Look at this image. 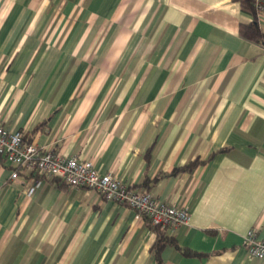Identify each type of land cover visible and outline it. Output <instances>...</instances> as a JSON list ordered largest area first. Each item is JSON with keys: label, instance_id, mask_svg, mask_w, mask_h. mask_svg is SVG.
I'll return each mask as SVG.
<instances>
[{"label": "crops", "instance_id": "obj_1", "mask_svg": "<svg viewBox=\"0 0 264 264\" xmlns=\"http://www.w3.org/2000/svg\"><path fill=\"white\" fill-rule=\"evenodd\" d=\"M251 19L235 0H0V123L189 209L166 230L203 254L168 244L165 264H264L245 245L250 229L264 239V44L240 34ZM13 169L0 156V264H159L133 208Z\"/></svg>", "mask_w": 264, "mask_h": 264}, {"label": "built area", "instance_id": "obj_2", "mask_svg": "<svg viewBox=\"0 0 264 264\" xmlns=\"http://www.w3.org/2000/svg\"><path fill=\"white\" fill-rule=\"evenodd\" d=\"M260 14L264 0H256ZM259 14V15H260ZM0 156L14 166L12 178L20 170L44 178L60 179L71 187L96 190L105 199L133 208L138 216L149 218L153 224L174 230L189 223L191 212L155 198L153 194L133 188L111 172H101L92 160L63 155L55 149L40 147L28 141L21 130H11L0 123ZM250 257L264 259V239H258L257 230L250 229L245 237Z\"/></svg>", "mask_w": 264, "mask_h": 264}, {"label": "trees", "instance_id": "obj_3", "mask_svg": "<svg viewBox=\"0 0 264 264\" xmlns=\"http://www.w3.org/2000/svg\"><path fill=\"white\" fill-rule=\"evenodd\" d=\"M240 3L241 9L243 12L249 14L252 19L247 23H241L240 25V34L247 40L254 43L264 44V32L262 31L259 24V14L260 10L258 9L256 0H235ZM228 148H220L217 151L211 153L208 158L201 159L197 157L194 160L187 162L182 166H178L173 170V173H178L181 171H193L197 166L209 162L217 153L226 152ZM157 179V178H156ZM148 224L157 232V240L154 244V251L156 258H158L159 264H165L161 259L162 249L168 245L172 244L176 246L184 255L188 256H198L203 254L195 250H191L187 247L181 246L171 235L168 234L166 228H162L159 225H155L149 218H145Z\"/></svg>", "mask_w": 264, "mask_h": 264}]
</instances>
